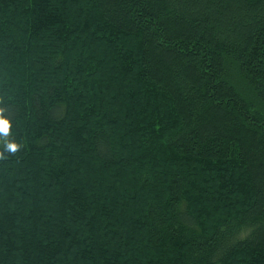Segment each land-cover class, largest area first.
<instances>
[{"label": "trees", "instance_id": "16d2710c", "mask_svg": "<svg viewBox=\"0 0 264 264\" xmlns=\"http://www.w3.org/2000/svg\"><path fill=\"white\" fill-rule=\"evenodd\" d=\"M0 107V264H264V0H0Z\"/></svg>", "mask_w": 264, "mask_h": 264}, {"label": "clouds", "instance_id": "9594fccd", "mask_svg": "<svg viewBox=\"0 0 264 264\" xmlns=\"http://www.w3.org/2000/svg\"><path fill=\"white\" fill-rule=\"evenodd\" d=\"M5 109L0 107V160L5 159L7 154L18 152L23 144L11 138L13 122L4 114Z\"/></svg>", "mask_w": 264, "mask_h": 264}, {"label": "rangeland", "instance_id": "374dc122", "mask_svg": "<svg viewBox=\"0 0 264 264\" xmlns=\"http://www.w3.org/2000/svg\"><path fill=\"white\" fill-rule=\"evenodd\" d=\"M127 77V76H126ZM126 77H122V78H126Z\"/></svg>", "mask_w": 264, "mask_h": 264}]
</instances>
